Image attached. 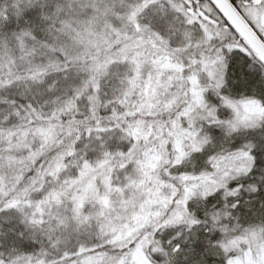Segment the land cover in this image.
<instances>
[{
	"label": "snow or ice",
	"instance_id": "1",
	"mask_svg": "<svg viewBox=\"0 0 264 264\" xmlns=\"http://www.w3.org/2000/svg\"><path fill=\"white\" fill-rule=\"evenodd\" d=\"M14 162L0 264H264V0H0ZM137 190L148 224L106 231Z\"/></svg>",
	"mask_w": 264,
	"mask_h": 264
},
{
	"label": "trees",
	"instance_id": "2",
	"mask_svg": "<svg viewBox=\"0 0 264 264\" xmlns=\"http://www.w3.org/2000/svg\"><path fill=\"white\" fill-rule=\"evenodd\" d=\"M23 148V145L21 144L20 146L16 147V152H20ZM35 159H39V157H35ZM17 165H15L14 162V166L13 167H9L5 168V165L0 164V187L4 186V184L6 182L10 183L11 180L15 177V171L14 168ZM34 166V165H33ZM152 166V161H147L145 167L146 168H151ZM31 170V166L28 164L24 165L23 171H24V175L27 176L28 173ZM96 179H101V177L98 175L96 177ZM93 189L96 188V182L95 180L92 181L91 186H88L87 188ZM145 196V193L142 190H137L135 193L130 194L128 197V202L127 203H122L121 207H123V209L117 213L118 215V219H115V223L117 221H122V228L121 230L118 232V234H120L122 237H126L129 235H132L133 232H136L138 230H142L143 227H145L148 222L151 219V216L149 214V210L153 207L156 206L157 201L155 199L149 201V202H145L143 204V207H141V199L142 197ZM108 199V201H107ZM99 204L103 205V210L105 208V205H107L108 202H112L115 205L117 203H115L113 200L106 198L105 200H100L98 201ZM119 205V204H118ZM135 209V211H134ZM110 217H108L106 219V222H108ZM220 220H227L226 216L221 215ZM220 220H217L216 223L219 225L220 230L222 231V233L227 236L230 234L231 232V227L227 224H220ZM104 221V224L106 223ZM114 223V224H115ZM255 223H259V221H256ZM235 224V221H233V225ZM107 226L105 225V230L107 231ZM239 242H234L233 247H237Z\"/></svg>",
	"mask_w": 264,
	"mask_h": 264
},
{
	"label": "rangeland",
	"instance_id": "3",
	"mask_svg": "<svg viewBox=\"0 0 264 264\" xmlns=\"http://www.w3.org/2000/svg\"><path fill=\"white\" fill-rule=\"evenodd\" d=\"M244 110H245V112L251 114L256 110V107L253 105H249ZM96 192H98L97 188H93V189H90V187L87 188V191H85V193H84L82 208H83L84 204H90L92 200H95ZM105 199H103V200H105ZM107 201H108V199H107ZM97 203L99 204L98 201H97ZM104 205H105V208L98 218L106 222V219L108 217H110L108 222L105 223V225L108 227L107 231L108 232L116 231L118 233L121 230L123 223L120 220L115 223V219L116 220L118 219L117 213L120 212L123 209V207H121V204L115 205L112 202H108L107 205L106 204H104ZM102 208H103V205H102ZM90 211H91V209H90ZM136 259H137V264H143V257L142 256L138 255Z\"/></svg>",
	"mask_w": 264,
	"mask_h": 264
}]
</instances>
